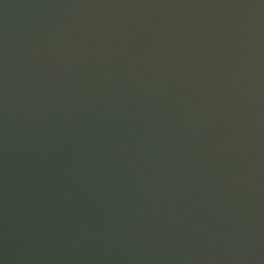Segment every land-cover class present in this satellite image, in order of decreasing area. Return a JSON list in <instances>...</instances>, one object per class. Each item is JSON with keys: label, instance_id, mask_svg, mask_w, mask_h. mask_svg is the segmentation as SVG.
<instances>
[{"label": "water", "instance_id": "water-1", "mask_svg": "<svg viewBox=\"0 0 264 264\" xmlns=\"http://www.w3.org/2000/svg\"><path fill=\"white\" fill-rule=\"evenodd\" d=\"M0 264H264V0H0Z\"/></svg>", "mask_w": 264, "mask_h": 264}]
</instances>
